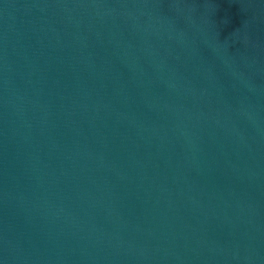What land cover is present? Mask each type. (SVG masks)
I'll return each instance as SVG.
<instances>
[{
    "label": "water",
    "instance_id": "1",
    "mask_svg": "<svg viewBox=\"0 0 264 264\" xmlns=\"http://www.w3.org/2000/svg\"><path fill=\"white\" fill-rule=\"evenodd\" d=\"M0 264H264V0H0Z\"/></svg>",
    "mask_w": 264,
    "mask_h": 264
}]
</instances>
